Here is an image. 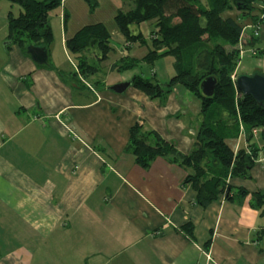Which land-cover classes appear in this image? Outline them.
<instances>
[{"label":"crops","instance_id":"0c3cea01","mask_svg":"<svg viewBox=\"0 0 264 264\" xmlns=\"http://www.w3.org/2000/svg\"><path fill=\"white\" fill-rule=\"evenodd\" d=\"M100 2L91 10L85 0H61L48 17L47 62L38 64L7 41V15L20 8L0 0V264H264V205L250 204L264 191V166L227 180L244 197L233 191L203 207L184 183L189 169L167 156L142 167L125 150L138 123L188 154L201 104L181 84L163 104L131 86L108 89L134 75L149 78L139 71L144 66L150 77L169 80L173 60L162 55L152 66L112 69L121 58L146 54L151 28L137 27L144 45L127 44L113 17L132 2ZM95 23L107 28L114 51L83 77L65 41ZM244 25L248 39L253 29ZM257 34L253 47L264 49V25ZM261 66L264 73V57ZM259 133L252 141L261 148ZM225 141L234 151L246 146L243 134Z\"/></svg>","mask_w":264,"mask_h":264},{"label":"trees","instance_id":"16d2710c","mask_svg":"<svg viewBox=\"0 0 264 264\" xmlns=\"http://www.w3.org/2000/svg\"><path fill=\"white\" fill-rule=\"evenodd\" d=\"M6 1L20 8L17 15L11 12L7 15V41L17 44L24 52L29 44L46 48L53 40L49 13L61 0ZM85 1L93 10L95 0ZM130 1L129 10L120 8L116 12L114 24L127 44L144 45L146 42L137 27L147 23L152 28L150 44L142 58L124 57L111 68L121 72L141 62L152 66L160 56L168 55L173 60V75L167 82H160L154 76L134 75L129 86L163 104L173 86L181 84L200 100L201 107L200 123L188 154L180 153L172 142L138 123L129 129L125 150L142 167L148 166L155 157L167 156L189 169L184 183L195 190V201L200 206H207L219 195L230 198L233 191L244 197L246 191L233 189L227 180L248 177L258 154H264V109L250 95L236 89L232 75L238 76L235 69L240 61L239 46L252 48L258 39L257 31L253 33L255 29L248 39L244 37L245 25L240 16L247 17L252 28L263 26L264 0ZM233 11L239 14H227ZM109 37L107 28L95 23L83 26L65 41L67 51L75 56L78 74L87 77L101 69L100 63L114 51ZM252 49L257 56L264 55V49ZM89 56H93L96 63H90ZM207 77L216 80L211 96H204L200 90V83ZM257 132L263 141L261 148L252 141ZM240 134L244 135L246 146L234 151L225 140ZM250 204L256 208L264 205V191L253 193ZM183 229L191 235L188 225Z\"/></svg>","mask_w":264,"mask_h":264},{"label":"water","instance_id":"95a60500","mask_svg":"<svg viewBox=\"0 0 264 264\" xmlns=\"http://www.w3.org/2000/svg\"><path fill=\"white\" fill-rule=\"evenodd\" d=\"M26 52L38 64H46L47 50L44 46L29 44ZM216 80L207 77L200 83V90L204 96H211L214 92ZM234 85L243 94L250 95L256 103L264 109V73L254 72L251 74H240L235 77ZM129 86V82H121L109 86V90L121 93Z\"/></svg>","mask_w":264,"mask_h":264},{"label":"rangeland","instance_id":"374dc122","mask_svg":"<svg viewBox=\"0 0 264 264\" xmlns=\"http://www.w3.org/2000/svg\"><path fill=\"white\" fill-rule=\"evenodd\" d=\"M100 0H95V4H94V9H98L99 8V6H100ZM89 5V4H88ZM90 7V6H89ZM91 8V7H90ZM227 14H232V15H237V14H239V13H237V12H227ZM246 19V20H245ZM249 21V19L247 18V17H245V18H243V17H241L240 16V21L244 24V22L245 21ZM252 26V25H251ZM250 26V27H251ZM253 27V26H252ZM256 27L257 26H255L254 28H252V29H256ZM260 28V27H259ZM258 28V29H259ZM152 29V28H151ZM258 29L257 30H254L253 31V33L255 34V31H258ZM257 34V33H256ZM258 35V34H257ZM261 46V45H260ZM262 47V46H261ZM239 49H240V61H239V63H238V65L236 66V69H235V73H238V75H240V74H251V73H254L255 72V70H258V71H261V69H262V66H261V64H262V61H263V57H264V55H259V56H256L257 54H256V52H255V50H253L252 48H250V49H245V48H240V46H239ZM241 49H242V51H241ZM72 58V57H71ZM168 59H167V61L166 62H170V61H172V58L171 57H167ZM89 59V62L90 63H96V61H95V59H92V58H88ZM165 60V59H164ZM261 63V64H260ZM164 64H165V62H164ZM258 65V66H257ZM163 68H162V71L164 72L165 71V66H162ZM169 70H171L170 68H169ZM143 75H145V76H147V77H150V73H149V68L148 67H146V66H144L143 68H140V70H139ZM162 72V73H163ZM262 73V72H261ZM161 75H164V74H161ZM160 75V77H159V79L161 80V81H167L168 80V77L166 78L165 76L163 77V76H161ZM173 75V74H172ZM234 77H235V75L233 74L232 75V78H233V80H234ZM158 79V80H159ZM260 135V134H259ZM258 135V136H259ZM262 154V153H261ZM262 158H263V160H262ZM264 161V157H263V155H260L259 156V161H257L256 162V164H260V165H262V166H264V164H262V162Z\"/></svg>","mask_w":264,"mask_h":264},{"label":"built area","instance_id":"2783aa9c","mask_svg":"<svg viewBox=\"0 0 264 264\" xmlns=\"http://www.w3.org/2000/svg\"><path fill=\"white\" fill-rule=\"evenodd\" d=\"M258 28H259V27L257 26L255 30H257ZM241 51H242V50H241ZM260 155H263V157H264V154H261V153L258 154L257 158L255 159V164H256L257 161H259V156H260ZM262 160H263V158H262ZM262 164H264V161L262 162Z\"/></svg>","mask_w":264,"mask_h":264}]
</instances>
